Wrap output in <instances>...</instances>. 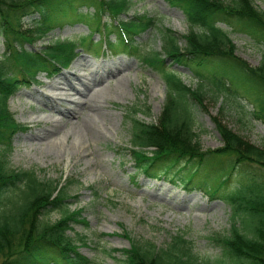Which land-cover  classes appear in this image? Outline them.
Wrapping results in <instances>:
<instances>
[{"label": "trees", "instance_id": "trees-1", "mask_svg": "<svg viewBox=\"0 0 264 264\" xmlns=\"http://www.w3.org/2000/svg\"><path fill=\"white\" fill-rule=\"evenodd\" d=\"M133 1L0 0V37L6 46L0 59V264H95L80 252L85 239L69 234L73 224L88 227L89 222L83 209L71 211L66 204L67 187L41 180L33 170L8 167L13 137L27 131L15 120L9 102L22 87L36 84L40 75L51 77L69 67L81 52L99 56L105 49L115 55L139 56L152 70L165 73L168 96L157 123L141 120L136 108L128 109L136 172L220 199L229 205L234 221L229 235L212 238L221 251L213 263L197 258L183 236L175 237L167 248H158L125 234L130 248L116 250L122 253L117 264H264V146L248 142L213 118L223 145L204 151L191 105L192 98L203 107V95L166 67L170 62L187 69L201 84L200 90L209 86L251 104L253 116L264 124V55L261 64L252 67L237 56L230 34L221 27L264 45V13L252 0H165L184 12L190 29L183 36L184 47L174 32L162 30L160 55L142 50L138 43L158 27L154 17L122 18ZM34 15L38 17L25 28L24 19ZM77 23L88 27L87 37L44 42L41 50L25 47L33 48L35 41H45L53 30ZM50 210L63 211V217L43 223Z\"/></svg>", "mask_w": 264, "mask_h": 264}, {"label": "rangeland", "instance_id": "rangeland-1", "mask_svg": "<svg viewBox=\"0 0 264 264\" xmlns=\"http://www.w3.org/2000/svg\"><path fill=\"white\" fill-rule=\"evenodd\" d=\"M252 1L264 13V2ZM83 10L86 12L87 8ZM133 14H148L158 21V27L138 41L142 50L161 55L162 30L166 29L179 37L181 47L185 46L183 36L188 33L190 24L181 9L171 7L164 0H134L130 11L122 18ZM37 17L25 18L24 27H29ZM221 27L230 34L237 56L252 67H258L264 55V45L224 25ZM196 31L199 32V29L196 28ZM89 33L83 24H66L53 30L45 41H36L33 48L27 44L25 47L41 50L44 42L79 40ZM95 39L99 41L100 35L97 34ZM5 47V41L0 37V59L5 54ZM120 60L119 68L115 67L113 62ZM103 64L107 73L105 77L97 73ZM166 67L178 72L185 86L203 95V107L192 98L191 105L204 151L223 145L213 118L221 119L223 124L248 142L264 146V124L253 116L251 104L214 92L209 86L200 90L201 84L187 69L172 66L170 62ZM94 72L97 76L93 81ZM164 74L147 67L139 56L114 55L107 49L98 57L81 52L68 68L49 78L40 75L37 84L22 87L10 99V111L27 131L13 137L12 150L7 154L8 167L33 170L41 180L67 187L70 197L66 204L71 211L83 209V217L89 222L88 227L73 224L69 234L85 239L86 245L79 243L80 252L95 264H117L122 259V253L116 250L130 248L125 234L135 242L152 243L158 248H167L175 237L183 236L197 258L213 263L221 256V251L212 238L229 235L234 223L226 202L213 200L203 192H186L180 186L150 180L136 172L130 151L128 109L136 108L140 110L138 117L141 120L157 123L168 96ZM117 75H128L129 83L126 82L118 93L108 92L100 99L99 120L103 122L100 123L103 134L99 139H81L80 135H75L76 127L73 125L80 120L78 116L51 138L55 143L32 147L31 143L37 135L51 130L57 121L63 120L68 124L69 120L62 116L61 110L66 109L76 96L73 95L75 89L68 87L63 77L69 76L73 87L84 89L79 84L80 78L86 86L92 87L93 92H98L103 86L114 85ZM58 82L64 88H51ZM47 97L53 101L49 102ZM147 108H150L149 113ZM62 215L61 210H50L44 214L42 222L55 223Z\"/></svg>", "mask_w": 264, "mask_h": 264}, {"label": "bare ground", "instance_id": "bare-ground-1", "mask_svg": "<svg viewBox=\"0 0 264 264\" xmlns=\"http://www.w3.org/2000/svg\"><path fill=\"white\" fill-rule=\"evenodd\" d=\"M126 60H128V59H126ZM128 61L130 63L132 62L131 60H128ZM120 63H121V60L119 62H113L115 67H118V68H119ZM97 73L102 74L103 77H105L107 75V73L105 72L104 64L101 66V70L99 72L97 71ZM96 76L97 75L94 72L93 73V81L96 79ZM77 78H78V76L75 77V80ZM62 79L67 82L68 87L71 86L72 89H75V91L73 92L74 93L73 95L76 96V99L66 98L69 100L71 99V102L69 103V106L66 109L61 110L62 116L69 120L68 124H65V122L63 120L57 121L51 130L44 132L40 135H37V138L34 139L36 142L33 140L32 141L33 143H31L32 147L34 145H36L38 147H44V146L52 145V142H54L53 141L54 138L53 139H51V138L56 133H61L62 132V126H66V125L68 126L70 123H73L71 121V119L75 118V117L77 118L78 116H80V118H79L80 120L77 121L76 125H73L74 127H76L75 135H80L81 139H83V138L84 139H86V138L87 139H91V138L92 139H94V138L99 139L100 136L103 134V130L100 127V123H103V122H101V120H99L100 110L102 108V105L100 104V99L102 98V96L103 97L106 96V93H108V92L116 93L121 88H124V84L126 82L129 83V76L128 75H123V76L117 75L116 83L114 85L109 84L108 86H103V88H101L98 92L95 91L96 92L95 93V92H93L94 90L92 89V87L86 86V84L84 82H82L80 80V78H78L79 82H80L79 84L81 86H83L84 89H80L76 86L73 87L72 86L73 82L70 81L69 76L63 77ZM100 83L101 82H99V84ZM62 87L63 86H62L61 82H58V84L51 85V88H54V89H60ZM114 90H116V91H114ZM47 98H48L49 102L53 101V99H51L49 97H47ZM81 111H82V113H81ZM113 121H114V119H113ZM106 122H107V120H105V124H106ZM65 137H67V136H65ZM80 141H82V140H80ZM53 146H56V145L53 144ZM50 147H52V146H50Z\"/></svg>", "mask_w": 264, "mask_h": 264}]
</instances>
